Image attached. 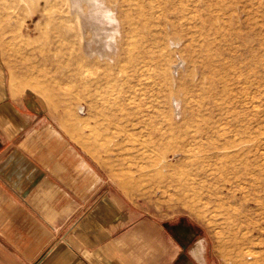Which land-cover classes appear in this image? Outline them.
I'll return each instance as SVG.
<instances>
[{"label":"rangeland","instance_id":"rangeland-1","mask_svg":"<svg viewBox=\"0 0 264 264\" xmlns=\"http://www.w3.org/2000/svg\"><path fill=\"white\" fill-rule=\"evenodd\" d=\"M0 71L183 260L264 264V0H0Z\"/></svg>","mask_w":264,"mask_h":264},{"label":"crops","instance_id":"crops-1","mask_svg":"<svg viewBox=\"0 0 264 264\" xmlns=\"http://www.w3.org/2000/svg\"><path fill=\"white\" fill-rule=\"evenodd\" d=\"M46 110L0 71V264H196Z\"/></svg>","mask_w":264,"mask_h":264},{"label":"bare ground","instance_id":"bare-ground-1","mask_svg":"<svg viewBox=\"0 0 264 264\" xmlns=\"http://www.w3.org/2000/svg\"><path fill=\"white\" fill-rule=\"evenodd\" d=\"M88 50H89V49H88ZM190 151H191V150H190ZM263 218H264V217H263ZM258 223H261V222L258 221ZM261 224H262V223H261ZM258 225H260V224H258ZM258 225H257V226H258ZM201 245H202V244H201ZM201 245L198 244V246H197V251H198V254H200V257H203V256H202V252H203V249H202V248H203V247H202Z\"/></svg>","mask_w":264,"mask_h":264}]
</instances>
